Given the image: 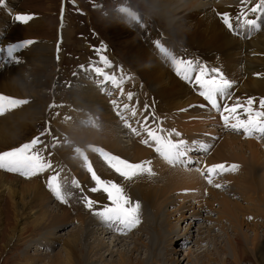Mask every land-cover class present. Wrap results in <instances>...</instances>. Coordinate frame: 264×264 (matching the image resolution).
<instances>
[{
    "label": "bare ground",
    "instance_id": "bare-ground-1",
    "mask_svg": "<svg viewBox=\"0 0 264 264\" xmlns=\"http://www.w3.org/2000/svg\"><path fill=\"white\" fill-rule=\"evenodd\" d=\"M11 1L12 0H5V4L0 6V35L2 34L1 32L4 28V24L10 23L12 24V27H15L16 23L20 24L14 20V17L17 14L15 13L16 11L12 9ZM145 1H147L148 5L152 8L153 13L158 18H161L165 21L166 29L164 33L166 35L159 33L158 30H154V27H152L151 23L149 22L150 17H144L133 9H122L120 11L121 13L119 12L114 14L112 18H118H115L114 20L111 18L110 21L112 22H109V31H111L113 37L118 38L120 42H122L123 47L118 52L124 60L128 61V64L125 63V66L127 68H129L127 65L131 66V69L134 71V75H137L136 77L138 81H140V78H142L144 81H146V83H150L155 89L161 92L165 107L161 109L156 107V110L161 111L162 118L166 121V123H168L167 126L170 129H172V127L169 122L178 123L177 125H179V121L181 119L179 114L182 113H179V110L188 107L189 105H192L194 108L195 103L200 101V96L196 97L190 91L191 89L195 90V92H198V85L196 83H189L187 81L185 82L175 75L171 63L166 61V59L161 56L158 49L154 47L153 41L155 40H159L160 47L170 51L176 56L177 59H186L184 57L187 55L182 57L180 52H176L175 44L173 43L176 40L184 39L190 44L194 45L196 43L198 47L207 49L212 48V50H210L211 54H202V56L195 55L196 59L194 61L201 65H206L208 69H212L213 67L221 69L225 77L232 82L233 86L229 90L231 99L220 101L221 106L223 107L224 104H231L237 100L241 104H245L248 98H252L254 100L252 107L255 109V111H261L259 101L264 99L263 21H259L261 25L259 31H257L255 28L249 31V29L243 25V21L241 20L238 25L239 35H234L227 31L218 15L225 12L228 13L232 18L234 26H237V18L241 16V7L242 9L246 10L247 8H250L258 3V0H243V2L242 0H235L230 3H228V0H220L218 4L211 5L205 0ZM200 13H203L202 19H198ZM26 16H29L30 19L25 23L38 21V18H36L37 16L35 17L31 14H27ZM247 18L254 19L256 17L255 14L249 13ZM11 21H13V23H11ZM25 23H23V25H25ZM158 26L159 24L156 22L155 29ZM127 28H131L136 33L129 32ZM70 29L71 26L69 24H64L63 29H61V31H64L65 38H69V36L71 37V34H69ZM10 30L14 35L13 41L16 40V43L13 45H17L24 40H28L27 38L29 35H26L25 29L13 28ZM171 32L173 36L169 34ZM135 35L141 36H138V39L136 40ZM161 36L171 38L172 42L168 40L162 41ZM140 39L146 43L145 46L140 41ZM13 41L10 39L7 42H1L0 48L4 54V57L8 60L5 58L3 60L0 54V59H2L0 61V69L10 68L11 71L18 70V74L20 75V72L28 68H24V63L25 60L31 56V53L27 58L26 54L28 52H32V50L35 49V47H37L39 44L33 41L31 45L25 47L23 50L14 52L13 56L10 57L8 55L7 48ZM55 57L57 56L54 48L50 53L43 57H39L34 54V56L31 58L32 64L30 65L31 69H33V72L30 74L32 77L31 80H29L27 77L7 78L0 70V92L8 96L27 100V103L14 108V111L20 109L19 113L0 115L1 145H6L9 141H11L14 136V131L24 128V125L27 124L26 121L29 123L36 121L35 119L38 116L37 110L36 108L31 110L34 108V104L32 100L27 98H35V95L38 92V84L36 82L40 80L43 69L51 68L52 65H54L53 62ZM113 57L115 58V56ZM17 58L19 59L18 63L15 62ZM186 60L192 59L187 58ZM209 62L212 63L210 64ZM26 65L28 66V64ZM122 70L126 71L125 68ZM87 75L88 79L91 78L93 80L95 79L94 76H97L94 72H89ZM191 75L194 78L195 72H192ZM178 80H180V82ZM144 81L142 83H144ZM77 86L78 87H75V90L72 91L71 94V99L73 101L78 100L85 105L87 104L89 108L95 109L100 115H111L108 114L105 103H99L101 97L98 96L99 94L97 92L90 91L87 84L79 83ZM240 87H243L244 91L241 90ZM126 93L127 90L124 91V94ZM124 105H128V109L119 108ZM133 105V102L129 104H126L125 102L117 104L116 107L118 109H116V111H119L130 125V127H127L126 131L122 132L124 134L132 133L137 139L136 145L129 144L123 146L121 140V138H123L121 136L122 134L120 135L117 128L112 126V124L116 125L113 123L115 121L118 125H124V121L121 119L116 120L114 117H111V125L108 127H103L102 130H100L101 128L95 131H85L81 130L80 128H64L63 131L71 134L72 139L79 145L83 146L86 144H92L93 146L101 149L102 152H106L131 163L152 161L154 162L150 165L153 173L152 175H139L132 178L134 181L122 179L107 166L104 158L100 154V151H97L95 154L92 151L93 148H90L89 154L85 155L83 157L84 159L81 157L78 161L72 160L69 163V165H77L78 168L72 167L74 172L67 174L65 178L70 176L71 179L72 176L77 175L81 179V181H78V187L73 186L71 180L66 181L65 178H60L59 175L61 172L59 171L54 172L52 175L58 176L59 183L64 184L65 192L67 190L73 191L69 192V194L68 192L65 193L67 203H61V205H59L58 201L56 200L57 204L53 205L52 200H54V196L47 188L46 181L48 179L44 181L46 184L45 188V184H43L42 187L36 180H33V178H30L29 181H23L17 177H12L6 173H2L0 170V203L3 201L4 196H6V198L12 199L11 209L13 211V218L15 221V227L12 229L13 235L9 239V244L13 242L14 245V241L18 239L25 229L30 225L33 227H39L42 224L46 226L48 223L52 222L53 224L55 223V225L57 223L59 226L61 224V220H71L73 224L75 222L79 224V227L71 231L68 234V237L64 236L61 238V248L59 251L55 252L51 256L34 255V258H30L29 254H27L29 253V250H27V253L24 255L26 257L25 261L22 262V264H37L38 262L36 258L38 257L49 258L48 262H46L47 264H136L133 262L135 261L133 258L134 252L139 251V247L145 248L147 246L150 248V246H148L149 244L147 242L145 243V240L143 239L144 236L142 237L141 235L136 237L134 232L137 231L138 234H143L145 231H148L146 235L149 236V240L152 238L151 232H153L156 234V242L159 243L158 241H160L162 238L159 235V228L165 227L166 225L168 227L170 218L174 216L175 212L178 213L176 210H174L175 212L173 210L170 211L171 213L169 210L167 212L165 210L168 206L170 207L172 205L174 207L176 205L177 200L175 199L174 195L178 190L185 194H181L182 197L184 196V199L179 203H182V206L187 204V209L192 208L193 212L198 214L200 211H203L202 202L204 201V192L206 191L208 195L210 194V196H213L215 201H218L222 205L221 213L223 215V219L225 218L228 223H230L232 232L234 233L232 238L228 235L229 238L226 240L228 249L226 250L225 254H221V252L216 251L215 254H213L216 255L215 258L206 256L208 259L207 261L203 260V262L197 256L201 252H196L194 250H191L190 252L189 250L187 252L188 254L185 256V260L187 259L186 264H211L212 262L213 264H243V262L246 260L249 262L251 261L250 263L255 262L256 264H264V241L260 240V232H258L260 228L258 229V224H256L258 221L257 216L253 214L255 211L251 212L248 206L247 208H244L243 204L244 202H246L247 205L252 204V208H254L256 207L255 200L257 197H259L258 201L264 205V198H262V196H256L253 198L251 193L248 192V190L253 191L251 188V182L256 179V173L259 170V167L261 168L260 170L264 171V153L260 149L261 146L259 147L257 144H255V141L252 140V138L258 137V134L255 133V136H252V138H249V140L245 141L242 140L244 134H241V136L238 137L236 134L228 133V128L226 130L221 126L222 124H219L218 122L220 121V113L216 110H213L204 100L201 102V108H198L197 111H193L185 117L188 119L186 120L189 122L191 128L188 126L186 127L187 124L185 125L181 122L184 119H181L180 121V124L186 127H183V129H187V132L188 129H192L190 131L191 137L188 136L186 132H184L182 137L179 138L187 141L186 147L190 149L197 147L196 149L200 150V145H204L203 150L206 151L208 145L210 147H215L217 145L214 152L213 150L210 151L211 153L213 152L210 162L214 163V160H218L216 163L224 161L244 163L256 171L254 173V171L251 169L243 173V175L246 176H243L242 179H239L241 175L235 178V180L238 182V191L236 193H238L242 197L241 199L244 201L241 200L243 203H239L240 201L232 203L230 202L229 198L225 196H218L216 192L210 191L211 187H216V185H218L216 184L217 182L212 180L213 182L211 184H207L204 181L206 178L204 177L203 179L201 177L202 173L196 170L198 168L192 169L188 166L185 168L179 165L173 166L167 163L165 160H162L165 163L164 165L167 164L163 170L161 160L156 159L157 157L154 158V156H159L154 151V145L150 146L151 143L146 145L141 142L144 139H148L146 132L144 130L142 131L143 128L140 126L139 121V118H142L140 111V108L142 109V107L138 108ZM141 106L143 105L141 104ZM133 109H135V115L132 114ZM29 110L31 111L28 112ZM6 111L11 112L10 110ZM99 111H103V113H100ZM156 114L158 116L157 119L159 120L161 116L157 112ZM206 116L209 118V120H211L205 121ZM118 117L120 116L115 118ZM239 118L247 119V116L243 110L239 111ZM163 120L161 119V121ZM197 120L198 124L196 122H192ZM120 121L122 123H120ZM2 123L3 125H1ZM190 123H194V125L192 124L193 127ZM210 123L213 124V127L209 128V126H211ZM217 126L219 129H217ZM136 127H139V129ZM132 128L137 130L136 133L131 131ZM229 128L231 129V127ZM204 129L206 130L203 131ZM216 135H219V137H216L218 138L217 140L212 138V136ZM138 136H141V138H137ZM179 139H175L173 141H177ZM193 142L195 143L193 144ZM246 152H249L247 157ZM85 161H88L93 170L102 180L111 181L118 184L122 188L123 194L129 199L130 204L134 205L138 203L140 205L138 210L139 221L141 217L144 218V216L146 219L147 210H151L150 213H153H151L153 219H150L149 222L147 219V224L141 227L139 226L137 228L138 230H136V228L130 230L129 232H134L130 233L128 239L122 240L121 235H119L120 232L117 230L119 226H117V228H110L106 222L93 214L94 211L101 210L103 206L109 205L110 202L107 200V197L103 192L98 191L93 193L89 191V189L95 187V185L92 182L91 176L87 172L86 167L84 166ZM185 165H188V163ZM253 165L259 166L255 167ZM190 166H192L191 163ZM204 166L206 167H203L202 171L207 170L208 165L205 164ZM242 168H244V166H242ZM161 175H164V178L166 179V182L163 185H161L160 181L162 179ZM202 175L204 176L206 174L203 173ZM215 177L216 174L213 176V178ZM225 177L227 181V176ZM128 181L132 184V191H127L129 188L126 190L128 186L127 184L129 183ZM247 182L250 183L247 184ZM185 189L187 190L186 192H188L189 196L185 193ZM200 189L202 196L199 194ZM85 196L94 201L92 211H89L84 207L85 201L83 198ZM168 196L170 197V200ZM189 197H194L195 200L193 201ZM187 200L190 201L186 202ZM192 201L195 202V204H190ZM205 203H207V200H205ZM196 207L199 208L198 211H195ZM209 207L211 212L214 213V210L211 209V205H209ZM256 212H258L257 215H264L260 209H257ZM164 213V218L160 220L159 215ZM72 214L76 215L73 216ZM1 216L2 214L0 210V217ZM245 218H252L255 221L248 222L244 220ZM141 223L142 222L140 221L139 224ZM112 232L116 233L117 236H115L116 238L110 242L106 235L107 233L109 234ZM50 235H48V237H44V241L48 244L49 249L53 246L55 241L53 236ZM178 239L179 238L174 239V236H170L169 240H167L169 243V250L168 252L166 251L167 257L162 259V264H182V261H184V259L181 260L179 258L177 252L178 249H176L177 243L181 242ZM33 242L34 241L30 239L27 240L24 245L28 247V245ZM45 242H42V245H44L43 243ZM124 243H132L134 244V247L127 250L129 254L126 251L118 252V259L114 260L116 254H114V250L111 247H117ZM173 245H175V248L171 247ZM228 254L230 255L228 256ZM137 261L139 262L137 264H158L154 258L150 259L149 257L137 259Z\"/></svg>",
    "mask_w": 264,
    "mask_h": 264
},
{
    "label": "rangeland",
    "instance_id": "rangeland-1",
    "mask_svg": "<svg viewBox=\"0 0 264 264\" xmlns=\"http://www.w3.org/2000/svg\"><path fill=\"white\" fill-rule=\"evenodd\" d=\"M205 1H208L209 4L211 5V4H218L220 0H212V1L205 0ZM228 1H229L228 3H230L235 0H228ZM11 3H12V9L16 11L15 13L17 15L31 14L35 17L37 16L36 18H38V21L32 23H25V25H23V23L20 24L16 23L15 27H12V24L10 23L4 24V28L1 32L2 34L0 35V45L1 42H7L10 39H12L13 41L14 35L13 32L10 30L13 28L25 29L26 35L27 36L29 35L27 39L28 40L30 39L31 41H35L39 45L35 47V49H33L32 52H28L26 54V58H27L28 55L31 53V56L28 57L24 63L25 64L24 68L26 69L28 67L26 70L20 72L19 75L18 70L11 71L10 68L0 69L4 73V75L7 78L27 77L29 78V80H31L32 77L30 76V74L33 72V69H31L30 65L32 64L31 58L32 56H34V54H36L39 57H43L48 53H50L51 50L54 48V51L57 56L55 57V60L57 62L54 60L53 62L54 65H52L51 68H45L42 70L40 80L36 82L38 84V88H37L38 92L35 95V98H27L32 100L34 104L33 105L34 108L31 110H34L35 108L37 110L38 116L35 119L36 121L30 123L26 121L27 124L24 125V128L14 131V136L11 139V141H9L6 145L0 144V152H3V151L11 150L13 148L20 147L25 143H29L34 137H39L40 142L34 146L33 150L37 151L44 158L46 162L50 163L51 167L41 172L37 177L35 176L30 178L36 180L42 187L43 184H45L44 181L47 180L50 176H52L54 172L56 171L61 172L62 167H63L62 168L63 173L62 175L61 174L59 175L60 178L64 179L67 174L74 172L73 168L75 167L78 168V166L77 165L74 166L73 164L69 165L70 161L72 160L78 161L79 158L81 157L83 158L85 155L89 154L90 148H93L92 151L95 154L97 153V151L102 152L101 149L97 148L96 146H93L92 144H86L83 146L79 145L77 142H75L72 139L71 134H69L68 132H64L63 129L80 128L81 130H85V131L88 130L95 131L100 128H101L100 130H102L103 127L110 126L111 117H114V119L116 120L118 119L115 118L118 115H117V111L113 109V104L111 103L112 101H116L117 104H121L123 102L129 104L133 102L134 104L133 106H136L138 108L142 107V109L140 108V111L143 119L139 118L140 124H144L145 118L147 117L148 126L158 135H162V136L165 135V137H168L171 140H175L182 137L183 133L186 132V134L191 137L190 131L192 129H188L187 132V129L186 130L183 129V127L185 126L181 125L180 121L181 119H184L181 122L185 125L187 124L186 127L188 126L189 128H191L189 122H187L188 119L185 117L189 115L191 112L197 111L198 108H201L202 97H200V99L198 98L200 101L195 103L194 108L192 107V105H189L188 107L179 110L180 111V112L178 111L179 113L182 112L181 114H179L181 118V119L179 118L180 119L179 125L181 126L177 125L178 123L169 122L172 127V129H170L167 126L168 123H166V121L163 120L161 111L156 110V107L160 109L165 107V104L163 103L164 99L161 96V92L155 89L150 83L148 82L146 83V81H144L140 77H139L140 81H138L136 77L137 75L136 74L134 75V71L131 69V66L127 65L129 68L125 66V63L128 64V61L124 60L123 57L118 52L123 47L122 42H120L118 38L113 37L111 31H109V22L110 23L112 22L110 20L114 14L119 13L122 9H133L134 11H136L137 13L141 14L144 17L147 16L150 17L149 22L151 23V26L154 27V30H158L159 33L166 35L164 33L166 29L165 21L161 18H158L153 13L152 8L148 5L147 1L145 0H12ZM202 16L203 13H200L198 19H202ZM115 18L118 17H114L112 19L114 20ZM260 21H263L264 24V19H261ZM156 22L159 24V26L155 29ZM11 23H13V21H11ZM64 24H69L71 26V29L69 31L71 37L68 34L69 38L68 37L65 38L64 31L63 30L61 31V29H63ZM127 29L131 33L134 32L131 28H127ZM172 32L169 33L171 36H173ZM138 36L141 35H137L135 37L136 40L138 39ZM161 39L162 41L168 40L172 42L171 38L169 37L161 36ZM140 41L143 43L144 46L146 45V43L142 39H140ZM175 42L173 43L175 44L176 52L177 53L180 52L182 57L184 55H187L186 57H184L186 59L188 58L195 60L196 59L195 55L202 56V54H207V53L211 54L210 50H212V48L207 49V48L198 47L196 43L193 45L188 43L184 39L176 40ZM14 43H16V40L11 42L9 46L13 45ZM203 51H205L206 53ZM100 55L106 56L113 65V67L105 68L104 65L101 64L100 62L99 59ZM113 56H115V58ZM2 59H4V57H2ZM26 64H28V66ZM94 67H99L103 69L105 72H107L110 76H115L119 81V86H113L110 82H105L101 77H97V76H94L95 77L94 80L91 78L88 79L87 74H89V72L93 73V71H91L90 69ZM123 68H125L126 71L122 70ZM143 81L144 83H142ZM178 81L180 82V80ZM79 83L87 84L90 91L97 92L99 94L98 96L101 97L99 103L104 102L108 114L111 115H107V116L100 115L95 109L89 108L87 104L85 105L78 100L73 101L71 99V94L72 91L75 90V87H78L77 85ZM240 88L241 90L244 91L243 87ZM125 90H127L126 94H124ZM190 91L193 93L194 96L199 97L198 92H195V90H191V89ZM128 93H132L133 98L131 101L128 99ZM0 94L4 96H8L3 94L2 92H0ZM8 97H12V96H8ZM141 104L143 106H141ZM145 104L148 105L147 109H145ZM107 105H109L110 107ZM116 109L118 108L116 107ZM31 110H29L28 112H30ZM10 111L11 112L5 111L3 115L17 114L19 113L20 109L14 111L13 108ZM99 112L103 113V111H99ZM156 112L161 116L159 120L157 119L158 116ZM161 119L163 121H161ZM210 120L207 116L205 117V121H210ZM213 121H218V120H213ZM192 122L197 123L198 120ZM218 122L219 124L221 123L222 124L221 126L226 130L228 128L227 130L228 133L236 134L238 137L241 136V134H243L242 131L236 132L230 129L229 127L227 128L224 127L221 120ZM113 123L116 125L112 124V126H115L117 128L118 133H120V135L122 134L121 136L123 138H121V140L123 146L129 144L136 145L137 139L134 137L132 133L130 134L123 133L124 131L127 130V127H125L124 125H118L115 121ZM190 124L193 127L194 123H190ZM1 125H3V123ZM210 125L211 126H209V128L213 127V124L210 123ZM141 126L143 128V125ZM217 129H219L218 126ZM143 130L144 129H142V131ZM205 130L206 129H204L203 131ZM176 133H179V136H177ZM252 136L246 137L244 135L245 138L243 137L242 140L245 141L249 140V138H252ZM216 137H219V135L212 136V138L217 140L218 138ZM137 138H141V136H138ZM252 140H254L255 144H257L259 147L261 146L260 149L264 153V140L258 137H254L252 138ZM216 146L210 147L208 145L206 151L203 149L200 150L196 149L197 147H193L195 150L190 152V157L192 158L191 164L193 167L190 166V163H188V165L185 164H177V165L183 168L187 166L192 169L198 168L200 173H205L206 175H207V170L202 171L203 167H206L204 166L205 164H207L208 166L214 164H224L226 166L232 164L237 165V168L234 171H225L223 173H217L216 177L213 178L212 180L216 181L217 182L216 184L220 185V187H211L210 191L216 192L218 196H225L229 198L230 202L232 203L238 201H240L239 203H241L244 200L241 199L242 197L238 193H236L238 191L237 188L238 182L235 180V178L241 175L239 179H242L243 176H246L243 175V173L251 170L252 168L248 167L244 163H235L228 161L216 163L218 160H214L215 161L214 163L210 162L212 158V154L216 149ZM211 150H213L212 153L210 152ZM248 155L249 152L248 153L246 152V157ZM155 157H157L156 159L161 160L162 169L164 170L167 164L164 165L165 163L164 161H162L163 159L161 157L154 156V158ZM148 162H150V165L154 163L152 161H148ZM242 166H244V168H242ZM258 166L259 165H256L255 167ZM260 169L261 168L259 167V170L256 173V179L253 182H251V188L253 191L248 190V192L251 193V196L253 198L256 196H262V198H264V171ZM0 170L2 171V173H6L7 175L12 177H17L18 179H21L23 181L30 180V178H25L19 174L10 173L3 169ZM252 171H254V173L256 172L253 169ZM206 175L203 176L201 174V177L204 179V177L206 178ZM225 176H227V181ZM164 177L165 176L163 175L162 179L160 180L161 185H163L166 182V179ZM65 180L66 181L75 180L77 184H79L78 181H81V179L77 175L72 176L71 179L70 176L69 177L67 176ZM131 181L134 180L131 179ZM248 183L250 182H247V184ZM127 185H125L127 186L126 190L129 188L127 191H132L131 182H129ZM45 186L46 184L44 185V187ZM61 186L63 187L64 193L68 192L69 194V192H73L71 190L69 191L67 190L65 192L64 184H61ZM186 191L187 190L185 189V193L188 195V192ZM200 191L201 189L199 190V194L201 195ZM204 193H203L204 201L202 202L203 211L202 212L200 211L201 213L199 212V214L193 212L192 208L187 209L188 207L187 204L185 206H182V203H179L181 202V200L184 199V196L183 197L181 196V194L185 195L182 193V191L180 192L178 190L175 193V195H177V196L174 195L175 199L177 200L176 205L174 207L172 205L170 207L168 206L165 210L166 212L168 210L169 212L172 210L173 211L176 210L178 211V213L174 211L175 212L174 216L170 218L168 227L166 225L165 227L159 228L160 230L159 235L162 237L161 240L158 241L159 243L156 242L155 239L156 234L153 232H151L152 238H150V240L148 239L149 236L146 235L148 231H145L143 234L142 233L138 234L137 231L136 232L125 231L123 233L120 232L119 235H121L122 240L128 239L130 233L132 232L135 233L136 237L142 235V237L144 236L143 239L145 240V243L147 242L149 244L148 246H150V248L147 246L145 248L139 247V251L134 252L133 258L135 259V261L133 262L137 264L139 263L137 259L149 257L150 259L154 258L158 264H162V259H165L167 257L166 251L168 252L169 250V246H168L169 243L167 240H169L170 236L171 237L174 236V239L179 238L178 240L181 241L177 243L176 249H178L177 252L179 258L181 260L184 259V261H182V264L187 263V259L185 260L186 258L185 256L186 254H188L187 252L189 250L190 252L191 250H194L196 252H201L197 256L202 261L203 260L207 261L208 258L206 256H211L215 258L216 255L213 254H215L216 251L221 252V254H225L226 250L228 249L226 240L227 238H229V236L232 238L234 236V233L232 232L230 223H228V221L225 218L223 219V215L221 213L222 205L218 201H215L213 196H210V194L208 195L206 191ZM168 198L170 200L169 196ZM258 198L259 197H257L255 200L256 207L254 208H252L253 207L252 204L247 205L246 202L244 203L242 202V203L244 204V208H247L248 206L251 212L255 211V213L253 214L257 216L258 221L256 222V224H258V229L260 228L258 230V232H260L259 233L260 240L264 241V233H263L264 215L262 216L257 215L258 212H256L257 209H260V211L264 213L263 210L264 205H262L260 201H258ZM190 199L193 201L195 200L194 197ZM205 200H207V203H205ZM52 201H53V205L57 204L55 198ZM189 201L190 200H187L186 202ZM193 201L190 202V204L191 203L195 204V202ZM11 202L12 199L6 198V196H4L3 201L0 203V210L2 214V216L0 217V264H22V262L25 261L26 257L24 255L25 253H27V250H29L28 251L29 253L27 254H29L30 258L31 257L34 258V255L51 256L55 252L59 251V249L61 248V243H60L61 238L64 236L68 237V234L71 231L79 227V224H77V222L73 224L71 220L70 221L61 220L60 221L61 224L59 226L57 225V223L55 225V223L53 224L52 222L48 223L46 226L42 224L39 227L37 226L33 227L32 225H30L31 227L28 226L25 229V231L20 235V237L16 239L17 241L16 240L14 241V245L13 242L9 244V239L13 235L12 229L15 227L13 211L11 209L12 207ZM58 203L59 205H61L59 201ZM209 205H211V209L214 210V213L211 212ZM198 209L199 208L196 207L195 211H198ZM150 211L151 210L146 211V219L145 216L144 218L141 217L140 221L142 223L138 224L135 227L136 230H138L137 228L139 226L141 227L147 224V219L148 222L150 221V219L151 220L153 219L152 216L153 213L151 212L152 213L151 214ZM72 215L75 216L76 214H72ZM164 215L165 213L159 215L160 220L164 218ZM244 220L248 222L255 221L252 218H245ZM107 224L109 225L110 228L111 227L117 228V226H119L118 224L116 225L110 223ZM48 235L53 236L55 240L53 246L50 249L48 244L44 241V237H48ZM106 236L108 237V240L111 242L112 240H114V238H116L115 236H117V234L112 232L109 234L107 233ZM30 239L33 240L34 242L28 245L27 247L26 245H24V243ZM42 242H45L43 243L44 245H42ZM133 247L134 244L132 243L129 244L124 243L117 247H111L114 250V254H116L114 260L118 259V255H119L118 252L126 251L129 254L127 250L129 248L132 249ZM171 247L175 248V245ZM229 255L230 254H228V256ZM36 260L38 262L37 264L40 263L47 264L46 262H48L49 258L38 257L36 258ZM250 262L246 260L245 262H243V264H256L255 262L254 263H250ZM211 264H213V262Z\"/></svg>",
    "mask_w": 264,
    "mask_h": 264
},
{
    "label": "snow or ice",
    "instance_id": "snow-or-ice-1",
    "mask_svg": "<svg viewBox=\"0 0 264 264\" xmlns=\"http://www.w3.org/2000/svg\"><path fill=\"white\" fill-rule=\"evenodd\" d=\"M243 2V0H242ZM5 4V0H0V6ZM249 13L255 14L254 19H248ZM224 27L230 34L239 35L238 25L240 21H243V25L251 31L255 28L260 30L261 25L259 21L264 19V0H258V3L246 10H241V16L237 18V26H234L232 18L228 13L218 14ZM30 19L26 15H16L14 17L15 22L25 23ZM33 41L24 40L20 44L11 45L7 48L8 55L13 56V53L18 50H23L25 47L31 45ZM154 47H156L163 58L170 62L173 66L175 75L189 83H192L193 77L190 73L195 72L194 80L198 85V94L213 110L220 113V120L224 127H231L233 131L243 132L247 137L250 134L256 133L258 137L264 140V99L259 101L261 111H255L252 107L254 100L248 98L245 104H241L238 100L231 104H224L221 106L220 101L225 99H231L229 90L232 88V82L228 80L223 74L221 69L213 67L208 69L206 65H201L194 60L177 59L170 51L160 47L159 40L153 41ZM101 64L105 68H112L113 65L109 59L100 55ZM15 62H19L17 58ZM95 72L97 76L101 77L105 82H110L113 86H119V81L115 76H110L107 72L99 67L90 69ZM123 79V78H122ZM132 93H128V99L132 100ZM27 103L25 99H17L0 95V115L4 114L6 110H11L15 107ZM113 107L116 108L117 102L112 101ZM7 106V108H6ZM51 107V106H50ZM148 105L145 104V109ZM125 109H128V105H124ZM243 110L247 116V119L239 118V111ZM132 114L135 115V109L132 110ZM117 115L124 121L125 127H130L125 117L117 111ZM143 129L146 132L148 139H144L141 142L150 146L154 145V151L170 165L187 164L191 163L190 152L195 150L194 148L186 147L187 141L179 139L173 141L168 137L158 135L147 124V117L143 124ZM131 131L136 133V129L132 128ZM179 136V133H176ZM39 137H34L29 143H25L20 147L13 148L8 151L0 152V169H3L10 173L19 174L25 178L36 176L37 174L50 168V163L46 162L44 158L34 151V146L39 143ZM195 142H193L194 144ZM201 149H204V145H200ZM104 158L105 163L111 168L119 177L125 180H131L133 177L148 174L152 175L150 162L144 161L141 163H131L127 160L110 155L105 152L100 153ZM84 166L87 172L91 176V180L95 187L89 189V191L103 192L106 194L109 205L103 206L99 211H94L93 214L98 216L106 223L118 224L119 232L130 231L139 224L138 210L140 205L130 204L129 199L123 194L122 188L111 181L102 180L96 172L93 170L88 161H85ZM237 165H224L214 164L207 167L206 179L209 184L212 183V178L217 173H223L225 171H234ZM199 171V169H197ZM203 174V173H202ZM73 186L78 184L75 180L72 181ZM220 187V185H216ZM47 188L54 198L60 203H67V199L62 186L59 183L58 176H50L47 180ZM84 207L89 211L93 210L94 201L85 196Z\"/></svg>",
    "mask_w": 264,
    "mask_h": 264
}]
</instances>
